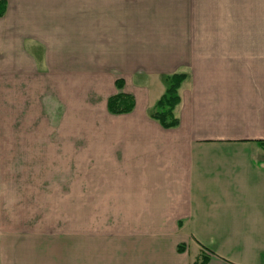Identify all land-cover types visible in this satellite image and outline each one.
I'll return each mask as SVG.
<instances>
[{
    "label": "crops",
    "instance_id": "obj_1",
    "mask_svg": "<svg viewBox=\"0 0 264 264\" xmlns=\"http://www.w3.org/2000/svg\"><path fill=\"white\" fill-rule=\"evenodd\" d=\"M4 1L0 264H264V0Z\"/></svg>",
    "mask_w": 264,
    "mask_h": 264
},
{
    "label": "trees",
    "instance_id": "obj_2",
    "mask_svg": "<svg viewBox=\"0 0 264 264\" xmlns=\"http://www.w3.org/2000/svg\"><path fill=\"white\" fill-rule=\"evenodd\" d=\"M6 9L4 0H0V16ZM185 78L182 73H174L165 77V91L159 98L149 116L156 120L161 126L171 128L178 125V118L174 114V108L179 103L178 88ZM120 87V84H119ZM107 108L113 114L129 112L133 108V98L123 92L117 93L107 101ZM206 257L201 256L192 264H205Z\"/></svg>",
    "mask_w": 264,
    "mask_h": 264
}]
</instances>
